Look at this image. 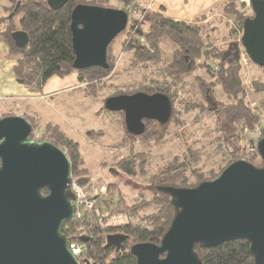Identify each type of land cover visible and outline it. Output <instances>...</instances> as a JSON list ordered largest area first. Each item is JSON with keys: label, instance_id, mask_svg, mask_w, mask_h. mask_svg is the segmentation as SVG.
I'll return each instance as SVG.
<instances>
[{"label": "water", "instance_id": "water-1", "mask_svg": "<svg viewBox=\"0 0 264 264\" xmlns=\"http://www.w3.org/2000/svg\"><path fill=\"white\" fill-rule=\"evenodd\" d=\"M67 2L47 0V5L55 10ZM249 2L253 17L243 23L241 44L250 62L264 67V0ZM70 20L73 68L106 69L107 48L126 29L127 13L77 5ZM12 39L21 48L28 42L22 31ZM104 108L122 112L125 130L135 136L144 132V120L165 124L172 110L169 98L159 93L110 97ZM31 133L24 116L0 118V264H80L61 235L62 225L75 217L70 161L62 149L34 141ZM256 149L261 167L240 160L194 188L159 187L171 197L174 215L158 245L131 247L136 264H202L195 246L209 249L239 239L249 242L254 264H264V139ZM123 240L108 235L106 246Z\"/></svg>", "mask_w": 264, "mask_h": 264}, {"label": "trees", "instance_id": "trees-1", "mask_svg": "<svg viewBox=\"0 0 264 264\" xmlns=\"http://www.w3.org/2000/svg\"><path fill=\"white\" fill-rule=\"evenodd\" d=\"M115 1L122 5V10L128 16L132 13L137 16L136 20L129 21L125 30L126 37L129 36L126 39L125 51L131 53L126 69L151 71L150 73L155 74L159 79L151 80L150 87L142 86L140 90L146 94H163L170 100L171 116L167 123L159 124L160 130H163L173 120L172 117L175 114L173 99L177 97V90L181 91L188 86L185 79L189 78L190 74L198 68L197 62L203 59L204 68L211 81L207 83L198 77L192 80L191 91L200 94V98L197 100H201V104L196 102V105L194 103L187 110H206L214 114L217 120L225 122L228 127H236L237 124H240L243 129L251 131L259 128L261 138H264V98L251 108L246 101L244 85L239 77L242 67L240 46L243 49L241 38L239 43L235 42L226 51H220L218 48L212 47L210 43L204 44L205 41L211 40L212 31H214V29L207 28L210 23L204 15L196 18L193 22L178 21L166 16L163 9L153 10L141 6L137 8L139 0ZM149 1L145 0V3L147 4ZM6 2L9 7H6L5 14L0 17V38L7 44L10 57L16 60L14 76L19 84L31 92L41 93L47 81L52 77L64 78L75 73L78 82L84 84L85 81L91 82V80L103 78L109 73L112 68L111 44L107 48L106 69L92 67L75 70L73 68L75 56L70 31V16L74 7L87 4L105 8L106 1L68 0L65 5L55 10L47 5V0H6ZM17 3H19L17 11L9 18ZM129 6L133 7L132 10L127 9ZM244 8L245 3L242 0H227L219 9V13L222 15L233 18L235 28L233 32L235 33L241 32L243 23L253 17L251 8H248L251 11V17L244 15ZM17 15H19V19L15 22L14 17ZM202 28L206 29L204 31L206 34L202 33ZM15 31H22L27 35L28 42L25 47H17L14 44L12 34ZM166 41L173 48L169 56H164L161 48L162 43ZM259 68L264 69V67ZM188 87L190 88V86ZM216 87L232 103L227 105L215 100L212 97V92ZM252 88L254 92H264V82L261 85L253 83ZM119 95H126V93L116 94V96ZM116 113L123 115L122 112ZM24 117L31 124V139L34 140L35 127L40 126L31 117ZM150 122L155 121L144 120L145 130L140 136L129 134L126 130L125 132L130 139L150 138L151 130L146 127ZM43 127L46 132L53 135L48 140L51 144L67 150L66 155L70 161L71 175L76 178L78 185L84 186L86 180L81 168L83 161L78 144L60 133L56 125L45 124ZM160 130L157 129L159 133ZM141 144L143 148L147 147V144ZM152 156V153L131 150L128 157L116 163L124 176L135 177L145 174L151 176L147 189L151 194L145 206L139 204L142 201L132 206L124 205L125 207H120V205L117 207L119 201L116 204L111 202L107 204L116 206L110 213H124L129 216H134L135 212L146 208L148 212L142 217V222H130L116 228L103 229L91 213H83L80 218H73L62 225L61 235L67 238L68 243L75 241L82 246L83 252L78 257L81 264H136L135 257L130 253L131 247L142 243L158 245L174 215L171 197L161 193L158 188H194L218 176L212 171L197 175L193 169L188 168L196 160L195 155L189 149L186 150L182 158L173 157L168 163L157 167L156 171L150 175ZM166 160L161 156L163 163ZM230 163L232 162L228 161V164ZM248 163L253 165L250 161ZM188 172L194 178V184L188 182ZM43 194H47V191L43 190ZM100 201L105 202V199ZM150 207L153 210L148 209ZM117 234L123 235L124 240L118 246H106V237ZM82 239L87 240L83 241ZM195 252L202 264H254L250 244L244 239L225 242L209 249L195 246Z\"/></svg>", "mask_w": 264, "mask_h": 264}, {"label": "rangeland", "instance_id": "rangeland-1", "mask_svg": "<svg viewBox=\"0 0 264 264\" xmlns=\"http://www.w3.org/2000/svg\"><path fill=\"white\" fill-rule=\"evenodd\" d=\"M96 1L99 2V0ZM105 1V8L122 10V5L117 1ZM7 6L9 7L8 3H6ZM138 6L150 9V4H146L145 0H139L136 7L139 8ZM132 8L131 6L127 7L129 10H132ZM216 12H219V9L213 11V13ZM243 13L244 15H249L248 17L252 16L250 9L246 5ZM222 17L224 19L221 17L216 19L215 17L207 20L210 23L207 28L214 29V31H212L211 40L202 41L204 44L206 42L210 43L212 47L218 48L220 51H226L233 43H239L242 31L233 32L235 30L233 18L230 16ZM135 18H137L135 13L130 14L128 16V24L129 21L136 20ZM18 19L19 15L14 17L15 22ZM193 21L195 20L191 22ZM202 29V33L206 34V32L204 33L206 29ZM125 30L111 43L112 68L105 77L93 79L91 82L85 81V85L81 84L82 86L79 85L78 88L69 92L59 94L50 99L46 98L49 106L44 109L42 106L44 104L47 106V104H43L45 101H42V106H38L39 111L36 109L38 112L37 117H31L40 126L35 127L34 140L48 141L53 135L46 132L43 126L51 124L56 125L60 133L78 144V150L83 161L81 168L84 171L83 176L86 182L84 186H80L72 175L70 181L73 180L77 186L85 190L88 199L96 200L97 205L95 204V207L101 212L99 224L102 225L103 229L116 228L130 222H142V217L148 212L144 208L135 212L134 216L124 213H110L116 206L113 204L112 206L107 205L110 204L109 202L116 204L119 201L117 207L119 205L120 207H125L124 205L132 206L142 201L139 204L144 207L150 199L151 193L147 189L149 177L151 176L145 174L127 177L120 172L116 165L118 161L128 157L131 150L143 151L148 154L152 153L153 160L149 170L150 175L156 171L157 167L168 163L173 157L182 158L188 149L196 157V160L188 168L193 169L197 175L207 174L209 171L219 175L229 165L228 161L232 163L240 160L250 161L256 167L262 166L256 149L257 142L264 139L261 138L259 128L251 131L243 129L240 124H237L236 127H228L225 122L217 120L214 114L206 110H187L194 103L196 105V102L201 104V100H197L200 98V94L195 93V91L192 93L191 91L192 80L198 77L207 83L211 81L204 68L203 59L197 62L198 68L190 74V77L184 78L190 88L186 86L181 91L177 90V97L173 99L175 112L172 117L173 120L163 130H160L159 127L161 126L159 123H147L146 127L151 130L150 138L130 139L125 132L124 116L116 112L107 111L104 108V102L110 97H115L120 92H125L126 95L144 93L140 88L142 86L150 87V81H156L159 78L155 74H151V71L126 69L131 53L125 51L126 39L129 38V36L128 38L126 37ZM161 46L163 55L169 56L173 49L171 44L166 41ZM240 51L242 67L239 77L244 85L246 101L253 108L260 99L264 98V92H254L252 88L253 83L261 85L264 82V69L251 63L247 56L246 63H243L242 55L245 53L241 46ZM43 90L44 88L41 93L36 94L41 95ZM212 94V97L222 104L226 103L229 105L232 103L227 100L217 87L213 88ZM11 116L15 115H6L4 117ZM157 129L161 132L159 133ZM153 133L156 135H152ZM144 139L147 140L143 141ZM141 143L147 144V147L143 148ZM62 150L65 153L67 152L66 149L62 148ZM161 156L167 159L164 163L161 161ZM187 176L188 182L194 184V178L190 172L187 173ZM70 193L72 194L71 189ZM100 198H104L105 202H101ZM148 209L153 210L152 207ZM150 210L149 213L151 212Z\"/></svg>", "mask_w": 264, "mask_h": 264}, {"label": "crops", "instance_id": "crops-1", "mask_svg": "<svg viewBox=\"0 0 264 264\" xmlns=\"http://www.w3.org/2000/svg\"><path fill=\"white\" fill-rule=\"evenodd\" d=\"M225 1L227 0H150L147 4L153 10L163 9L164 14L170 18L191 22L202 15L206 20L223 18L224 15L213 11L220 9ZM6 3V0H0V17L5 14ZM15 64L16 60L10 57L7 44L0 38V118L6 115L37 117L36 109L42 106V101L47 104L42 106L44 109L49 106L46 98H53L81 85L75 73L64 78L52 77L45 84L43 93L36 94L16 81Z\"/></svg>", "mask_w": 264, "mask_h": 264}, {"label": "built area", "instance_id": "built-area-1", "mask_svg": "<svg viewBox=\"0 0 264 264\" xmlns=\"http://www.w3.org/2000/svg\"><path fill=\"white\" fill-rule=\"evenodd\" d=\"M248 8L250 7L249 0H242ZM242 62L246 63V55H242ZM73 181V180H72ZM70 181V189L72 191L73 196L75 197V201L73 202L75 207V217L74 218H80L83 213H91L95 220L100 223L101 221V212L98 208L95 207L96 200L88 199L86 197L85 190L81 189L79 186L76 185V183L73 181ZM68 248L72 252L73 256L78 260V257L83 252L82 246L76 243L75 241H71L68 243Z\"/></svg>", "mask_w": 264, "mask_h": 264}]
</instances>
